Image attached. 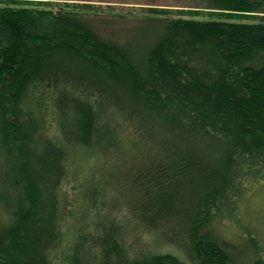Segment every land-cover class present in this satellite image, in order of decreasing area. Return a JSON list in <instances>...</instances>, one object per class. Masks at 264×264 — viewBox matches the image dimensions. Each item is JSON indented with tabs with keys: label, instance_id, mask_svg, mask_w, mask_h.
Returning <instances> with one entry per match:
<instances>
[{
	"label": "trees",
	"instance_id": "obj_1",
	"mask_svg": "<svg viewBox=\"0 0 264 264\" xmlns=\"http://www.w3.org/2000/svg\"><path fill=\"white\" fill-rule=\"evenodd\" d=\"M189 1L0 0V264H236L212 225L264 181V0Z\"/></svg>",
	"mask_w": 264,
	"mask_h": 264
},
{
	"label": "rangeland",
	"instance_id": "obj_2",
	"mask_svg": "<svg viewBox=\"0 0 264 264\" xmlns=\"http://www.w3.org/2000/svg\"><path fill=\"white\" fill-rule=\"evenodd\" d=\"M189 2V0H52L51 4L56 7L66 4H91L95 6V9L103 10L99 13H105L106 16H110L108 25L111 28H121V26L127 28L128 26H136L143 23L145 16L152 15L147 11L149 7L180 10L191 7ZM207 16L208 14L203 13L202 17L206 18ZM2 172L0 169V177H2ZM4 186L5 184H3L1 179L0 189ZM122 207V210L127 212V209L124 206ZM7 215V210L0 204V221L2 222L3 219H6ZM212 227L215 234L235 245L233 256L236 259V264H255L257 255L254 251L257 246L264 257V181L250 187L245 192L240 201L236 217L226 216L220 218L215 221ZM141 231L144 244L146 241V243L154 244L161 249L164 248L180 253V250L170 244H166L160 236L149 235L146 229H141ZM138 243L141 246V243ZM143 243L142 245H144Z\"/></svg>",
	"mask_w": 264,
	"mask_h": 264
}]
</instances>
